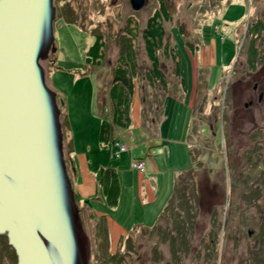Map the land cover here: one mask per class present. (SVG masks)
Segmentation results:
<instances>
[{
    "label": "rangeland",
    "instance_id": "rangeland-1",
    "mask_svg": "<svg viewBox=\"0 0 264 264\" xmlns=\"http://www.w3.org/2000/svg\"><path fill=\"white\" fill-rule=\"evenodd\" d=\"M54 3L56 49L44 64L64 99L57 95L64 136L73 137L76 150L91 145L93 162L119 168L123 179L119 204L102 211L108 216L80 210L89 264H264V0H146L138 10L130 0ZM161 3L167 13L157 20L165 31L156 77L144 32ZM97 34L95 57L88 50ZM204 40L215 41V62L197 70L192 52ZM127 53L135 63L129 100L135 127L113 123L122 142L100 147L101 120L113 115L114 77L130 69ZM142 159L146 167L136 165ZM67 166L74 187L69 160ZM178 215L187 225L181 236ZM110 220L131 224L128 237L115 235L114 224L110 233ZM16 262L0 241V264Z\"/></svg>",
    "mask_w": 264,
    "mask_h": 264
},
{
    "label": "water",
    "instance_id": "water-1",
    "mask_svg": "<svg viewBox=\"0 0 264 264\" xmlns=\"http://www.w3.org/2000/svg\"><path fill=\"white\" fill-rule=\"evenodd\" d=\"M136 10L146 0H130ZM54 0H0V234L17 264H89L90 237L65 156ZM251 233V230H250Z\"/></svg>",
    "mask_w": 264,
    "mask_h": 264
},
{
    "label": "trees",
    "instance_id": "trees-1",
    "mask_svg": "<svg viewBox=\"0 0 264 264\" xmlns=\"http://www.w3.org/2000/svg\"><path fill=\"white\" fill-rule=\"evenodd\" d=\"M162 12H166V5L165 3H161L160 7L158 10H156L148 19L147 21V27L145 29L144 32V36L146 39V47L148 49V53H150L151 59H152V69L153 70V74L156 77H161L162 73L159 67V58L156 55V50L157 47L160 46V42L161 39L163 37L164 34V28L162 26V24L157 21L159 16H162ZM167 13V12H166ZM101 35H97L96 36V40L94 41V43L91 45V47L88 50V53H90L92 56L98 57L100 56L99 51H100V47H101V43H100V39H101ZM128 53H127V59L126 62L129 64L130 69H118L117 70V74L115 75V80H113V84L111 86V102L113 104L114 110H113V115L110 116V118H103L101 120V125H100V129H101V139L102 141H104L106 144H108L109 142L112 141V144L115 145V137L113 136L115 131L112 129V125L113 123H117L121 126H132L134 127L133 121H132V108L130 106L129 100L131 99V95L133 94V82L131 79V75L132 73L135 74V63L133 62V59L131 57H128ZM252 59L255 57H251ZM128 71L130 73H128ZM129 74V75H128ZM120 81L124 82L123 84L120 83ZM58 97L61 99L62 103L64 101L63 96H61L58 93ZM161 102V101H160ZM162 106V104L160 105ZM67 117V116H66ZM66 137V136H65ZM66 139V138H65ZM68 142L69 145V149L72 147V143L69 141ZM67 146V145H66ZM65 147L66 151H69V149ZM114 149H117L116 146H114ZM123 151H121L122 153ZM67 161L69 160V157L66 158ZM190 174V173H189ZM191 178V177H190ZM186 179H184V183H185ZM246 186V180H244ZM100 184L103 185L104 187L106 186L107 188L104 190L105 195L107 196V204H116L117 201V196L119 195V186H118V178L116 176V174H114V170L112 168L106 167V168H102L101 169V174H100ZM108 184H110V187L108 186ZM187 184V182H186ZM185 187H187L184 184ZM184 187V188H185ZM249 188V187H248ZM251 190V187H250ZM192 191H194L192 189ZM114 193V200L111 198V193ZM183 193L185 195L186 191L185 189H183ZM76 194V199L77 202L80 206V210H86V211H90L94 214V216L98 219L101 216H97L94 212V209L92 208V198L91 197H85V198H81L79 197V195L75 192ZM186 197H180V201H183V206L184 204L186 205V207H192L190 202H188L187 199H185ZM175 202V200L173 201ZM179 202V201H178ZM180 203V202H179ZM180 204V205H181ZM180 205H178V207H180ZM181 215V214H179ZM178 215L175 216V220H174V224H175V232H176V236H181L180 232L182 233L183 230H186L187 225L186 222L184 224V219L182 217H180ZM194 216V213L191 212L189 214H187L188 218H191ZM133 231V230H132ZM186 235V233H185ZM187 236V235H186ZM183 237V235H182ZM0 241L4 244V246L9 249L10 255L12 257L13 260H17V254L16 251L14 250L13 247H11L8 243V238L7 235L5 233L0 234ZM175 243V240H174ZM177 244V243H176ZM129 250V249H128ZM17 264V262H16Z\"/></svg>",
    "mask_w": 264,
    "mask_h": 264
},
{
    "label": "crops",
    "instance_id": "crops-1",
    "mask_svg": "<svg viewBox=\"0 0 264 264\" xmlns=\"http://www.w3.org/2000/svg\"><path fill=\"white\" fill-rule=\"evenodd\" d=\"M196 45H197V48L192 53L194 54V59L197 58V62H196L197 70H198V68L200 70L202 68L201 66L208 68L207 67L208 65L209 66L213 65V63L215 62L214 57L216 56L215 55V49H216L215 41H214L213 45H210V46L208 45L207 42H205V40L203 42H201L200 44L198 43ZM184 46L187 47V44H185ZM175 50H176V48H175ZM176 51H177V56H178L177 60L180 63L179 56H181V55H180L178 50H176ZM188 51H189V49H188ZM190 55H191V52H190ZM199 61H202V64L198 65ZM181 65H182L181 63L179 65H177L176 73L180 74V76L182 78L180 80L181 82L179 84L186 90L188 81L186 79L184 69L182 68ZM191 77H192V81L195 82V86H196V81H194V77L192 75V72H191ZM204 106H206V105L204 104ZM64 115L66 116V114H64ZM133 116H134V114L132 111V121L134 124ZM191 119H192V117H191ZM141 126H142V124H141ZM134 127H135V125H134ZM150 132H151L150 136L152 137L153 131H150ZM100 133H101V129L99 127V146L100 147H107V145L111 144L112 148L114 149V146H116V143L114 145V144H112V141H111L108 144H106L104 141H102ZM115 133L113 136L115 137L114 139L117 140L116 139L117 136L115 135ZM119 137L120 136L118 135V138ZM65 138L64 139L66 141H69L72 143V147L70 148L71 151H70L68 157H69V162L71 163V165L73 167L72 168L73 172L71 175H72V178L74 179V190H75V192L81 198H85V197H91L92 198V208L94 209V211H95L94 213L97 216H101V217L102 216L106 217V215L108 216L107 213L102 212L104 209L109 207V204H107L106 195L104 193V190L107 187L106 186L104 187L103 185L100 184L101 169L106 168V167L112 168L114 170V174H116V176L118 178L119 195L117 196V201L115 204V206H117L119 204L120 195L122 193V183H123V179L121 178L119 168L117 169L114 166L110 167V165H108V164H100L99 165V164L93 162L94 161L93 158L90 157L91 156V153H90L91 145L88 146L87 151L76 150V145L74 143L73 137L70 135V138H69V135H67ZM117 141L120 142L121 140L118 139ZM65 146H66V144H65ZM155 151L156 150L153 149L151 153L153 154ZM142 160L144 161V165L146 167L145 160L144 159H142ZM108 186L110 187V184H108ZM111 198L114 200V193L113 192L111 193ZM94 202L95 203L99 202V203H96V205H94L93 204ZM101 203L104 206H102ZM112 207H114V206H112ZM112 224L115 225V230H116L115 235L119 234L121 239L128 237V235L131 233V230H127V228H129L131 226V224H129V226H128L125 223L119 224L116 221L111 222V220H110V224H109L110 225L109 226L110 233H111V225ZM110 237H111V234H110Z\"/></svg>",
    "mask_w": 264,
    "mask_h": 264
},
{
    "label": "flooded vegetation",
    "instance_id": "flooded-vegetation-1",
    "mask_svg": "<svg viewBox=\"0 0 264 264\" xmlns=\"http://www.w3.org/2000/svg\"><path fill=\"white\" fill-rule=\"evenodd\" d=\"M95 34V33H94ZM96 35V34H95ZM97 35H100V34H97ZM102 37V36H101ZM257 87H258V84L255 82L254 84H253V88L254 89H257ZM263 94H264V91H259V100L261 99V97L263 96ZM250 102H252V101H250ZM263 131V130H262Z\"/></svg>",
    "mask_w": 264,
    "mask_h": 264
},
{
    "label": "built area",
    "instance_id": "built-area-1",
    "mask_svg": "<svg viewBox=\"0 0 264 264\" xmlns=\"http://www.w3.org/2000/svg\"><path fill=\"white\" fill-rule=\"evenodd\" d=\"M125 147H126V146L123 145L122 148H121L122 150H120V152H121V151H124ZM136 165H139L140 167H144V163H143V162H138Z\"/></svg>",
    "mask_w": 264,
    "mask_h": 264
},
{
    "label": "bare ground",
    "instance_id": "bare-ground-1",
    "mask_svg": "<svg viewBox=\"0 0 264 264\" xmlns=\"http://www.w3.org/2000/svg\"><path fill=\"white\" fill-rule=\"evenodd\" d=\"M65 148V147H64Z\"/></svg>",
    "mask_w": 264,
    "mask_h": 264
}]
</instances>
